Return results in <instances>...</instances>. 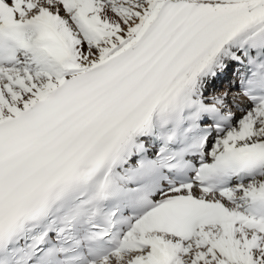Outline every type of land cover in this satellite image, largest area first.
<instances>
[{
  "label": "snow or ice",
  "instance_id": "1",
  "mask_svg": "<svg viewBox=\"0 0 264 264\" xmlns=\"http://www.w3.org/2000/svg\"><path fill=\"white\" fill-rule=\"evenodd\" d=\"M0 264H264V0H0Z\"/></svg>",
  "mask_w": 264,
  "mask_h": 264
},
{
  "label": "rangeland",
  "instance_id": "2",
  "mask_svg": "<svg viewBox=\"0 0 264 264\" xmlns=\"http://www.w3.org/2000/svg\"><path fill=\"white\" fill-rule=\"evenodd\" d=\"M217 88L222 89V88H223V84H221V85L219 86V83H218Z\"/></svg>",
  "mask_w": 264,
  "mask_h": 264
}]
</instances>
